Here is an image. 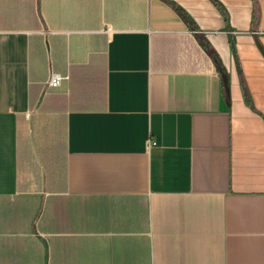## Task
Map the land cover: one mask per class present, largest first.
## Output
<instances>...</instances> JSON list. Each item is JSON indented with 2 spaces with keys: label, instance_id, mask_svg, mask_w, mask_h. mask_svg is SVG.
<instances>
[{
  "label": "crops",
  "instance_id": "0c3cea01",
  "mask_svg": "<svg viewBox=\"0 0 264 264\" xmlns=\"http://www.w3.org/2000/svg\"><path fill=\"white\" fill-rule=\"evenodd\" d=\"M0 264H264V0H0Z\"/></svg>",
  "mask_w": 264,
  "mask_h": 264
},
{
  "label": "built area",
  "instance_id": "2783aa9c",
  "mask_svg": "<svg viewBox=\"0 0 264 264\" xmlns=\"http://www.w3.org/2000/svg\"><path fill=\"white\" fill-rule=\"evenodd\" d=\"M64 79L65 78L62 77L61 75H52L51 78H50V81H49L48 85L50 87H59V86H61V83H62V81Z\"/></svg>",
  "mask_w": 264,
  "mask_h": 264
}]
</instances>
